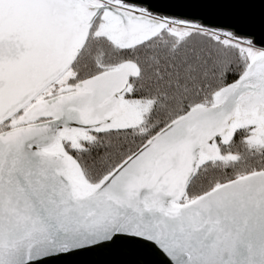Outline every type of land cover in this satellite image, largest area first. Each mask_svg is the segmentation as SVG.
<instances>
[{
	"label": "snow or ice",
	"instance_id": "snow-or-ice-1",
	"mask_svg": "<svg viewBox=\"0 0 264 264\" xmlns=\"http://www.w3.org/2000/svg\"><path fill=\"white\" fill-rule=\"evenodd\" d=\"M264 264V0H0V264Z\"/></svg>",
	"mask_w": 264,
	"mask_h": 264
},
{
	"label": "water",
	"instance_id": "water-1",
	"mask_svg": "<svg viewBox=\"0 0 264 264\" xmlns=\"http://www.w3.org/2000/svg\"><path fill=\"white\" fill-rule=\"evenodd\" d=\"M37 264H39V262H37Z\"/></svg>",
	"mask_w": 264,
	"mask_h": 264
}]
</instances>
